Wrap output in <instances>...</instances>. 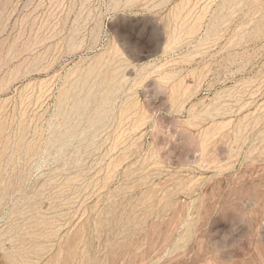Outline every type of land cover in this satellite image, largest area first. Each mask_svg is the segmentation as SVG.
Listing matches in <instances>:
<instances>
[{
	"label": "rangeland",
	"instance_id": "1",
	"mask_svg": "<svg viewBox=\"0 0 264 264\" xmlns=\"http://www.w3.org/2000/svg\"><path fill=\"white\" fill-rule=\"evenodd\" d=\"M0 264H264V0H0Z\"/></svg>",
	"mask_w": 264,
	"mask_h": 264
}]
</instances>
